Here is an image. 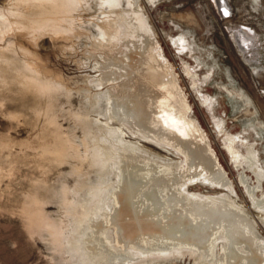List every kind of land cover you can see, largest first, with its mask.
Wrapping results in <instances>:
<instances>
[{
    "label": "rangeland",
    "instance_id": "rangeland-1",
    "mask_svg": "<svg viewBox=\"0 0 264 264\" xmlns=\"http://www.w3.org/2000/svg\"><path fill=\"white\" fill-rule=\"evenodd\" d=\"M222 1L0 0V264L230 263L225 226L212 230L217 240L205 253L122 241L112 218L125 164L182 174L176 186L186 200L173 203L183 213L195 196L225 197L238 227L253 221L264 247L255 203L264 179L258 184L245 161L253 147L264 169V0ZM240 27L252 36L244 52L232 30ZM121 98H142L145 112L127 113ZM200 152L211 167L195 158ZM218 171L231 186L214 179ZM176 186L161 190L167 210Z\"/></svg>",
    "mask_w": 264,
    "mask_h": 264
},
{
    "label": "bare ground",
    "instance_id": "bare-ground-1",
    "mask_svg": "<svg viewBox=\"0 0 264 264\" xmlns=\"http://www.w3.org/2000/svg\"><path fill=\"white\" fill-rule=\"evenodd\" d=\"M216 1L219 5H221L223 2L222 0ZM224 11H228V9L226 8L224 9ZM222 13L226 14L228 12ZM240 28L241 29L232 28V30L234 33V41H237L236 44H238V48L244 52L245 45H250L249 42L247 43L245 38H252V36H250L249 29L245 27ZM152 43L155 44L154 41ZM149 57H151V55H149ZM153 57L156 61L155 64H159L162 67L164 66L156 56L153 55ZM164 67L168 68V66ZM171 87L176 91H174V98L184 107V104H186V98L183 96L178 83L174 81L173 84H171ZM116 105L122 106L124 108V111L130 113L134 117H139L142 113L145 112L144 110L146 108L145 101L142 98H140L139 101H136L135 104H130V102L126 98H121L117 100ZM167 130L170 131L169 129ZM159 133L161 134V137L165 138L176 146H180L182 149L188 152L189 145L186 144L182 137L172 132L167 133L162 129ZM196 143H198V141ZM249 152L250 155L246 157L245 161L247 162L249 169H251L257 175L258 184H260L264 179V169L259 165V161L257 160L258 155H256L255 153L256 149L249 146ZM207 154H202V152H200V154L195 158H198L200 163H204L206 167H211L215 161L211 159ZM190 162L192 163L193 161ZM131 166L135 167L132 170H129ZM131 166L129 167V165L125 164L124 170H127V173L124 174L122 186L120 188V191L117 192L120 209L117 215L112 218V223L117 224L119 231L122 234V241L131 243L133 242L139 246L145 244H153L156 245L155 248L154 246H152L154 248V251L158 250L165 253L166 251L173 252L174 249H176L175 251H182L183 248L192 245L199 247V250H201V248H204L203 253H205L206 250L208 251L214 247L215 241L217 240V238L213 237L212 230L215 228L219 229L218 227L220 226H225L227 235L226 237L228 239H225V237L223 240L228 246V252H230L227 255L228 262L231 263L232 260H236L234 261V264H264V247L262 245V242L258 241V237L255 234V223L248 219V222H244V226L238 227L239 224L236 222L240 220L235 219V216L239 212L236 210L234 212L233 208L225 207L230 203L227 199H225V197H223L222 195V197L213 195H194L196 203L192 207L187 206L185 208V213H183L182 209H180V206L175 207L173 203L175 202L176 204L178 203V201H182L184 203V201L186 200L185 196H183L182 194L180 196L181 192L179 193V188L176 186L181 183L180 178L182 177V174L178 176L176 173L172 174L174 172V168H168L164 165L154 166L155 168H157V172L155 171L156 169L147 170L145 167H141V165L138 166L132 164ZM148 176L153 180V184L150 188L146 189L145 187L148 183ZM213 176L214 179L216 178L221 181L222 186H227L228 184L230 185V181L228 178H226L223 171L215 172ZM240 178L243 185L247 186L250 189L251 193L254 194L257 192L259 185L250 186L247 182L246 174L243 173ZM171 186H176L175 191L178 192H174L170 195L168 194V196L166 197L165 201L168 202L170 208V210H167L164 207L165 202L162 199L161 190L164 187ZM186 194L188 195L189 193L186 192ZM145 199L150 201L152 207L150 205H144ZM203 200L206 202H203ZM211 202H216L218 206H211ZM255 203L258 208L264 210V195L261 198L256 197ZM221 204L225 206H222ZM175 208L179 211V213H172ZM162 210L163 214L161 215L160 213ZM260 221L264 223V217ZM206 224L208 226H206ZM201 228L202 230L200 231ZM55 229L53 231L58 234L57 227ZM178 231L182 232V236L184 237L183 239L177 240V235L174 234ZM198 233L199 235L197 236ZM246 233H249V235H247ZM144 235H148V238H145ZM165 238H167L168 240H175L171 244H166L168 240L165 241ZM255 242L258 245L257 248L254 247ZM139 246L135 248H140ZM245 250H247V253L245 252ZM153 254H156V252H153Z\"/></svg>",
    "mask_w": 264,
    "mask_h": 264
},
{
    "label": "built area",
    "instance_id": "built-area-1",
    "mask_svg": "<svg viewBox=\"0 0 264 264\" xmlns=\"http://www.w3.org/2000/svg\"><path fill=\"white\" fill-rule=\"evenodd\" d=\"M261 2H262V1H261ZM223 15H225V16H229L230 14H229V12H228V13H226V14L224 13ZM262 35H263V36H262V37H263V38H262V39H263L262 41H263V44H264V34H262Z\"/></svg>",
    "mask_w": 264,
    "mask_h": 264
}]
</instances>
